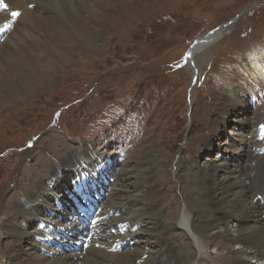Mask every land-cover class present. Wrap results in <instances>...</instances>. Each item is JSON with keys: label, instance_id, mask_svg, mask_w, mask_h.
<instances>
[{"label": "bare ground", "instance_id": "1", "mask_svg": "<svg viewBox=\"0 0 264 264\" xmlns=\"http://www.w3.org/2000/svg\"><path fill=\"white\" fill-rule=\"evenodd\" d=\"M101 1L2 0L7 8L0 6V24H11L8 14L11 10H20L21 14L5 31L7 35L0 42V115L49 82V76L42 77L36 68L39 58L46 57V62L53 66L66 64L68 54L60 46L67 42V38H72L79 45L94 46L95 39L90 37L87 24L93 23L98 27L101 23L102 18L97 12ZM28 4L34 7L28 9ZM230 29L221 27L213 35L202 37V40ZM16 42L17 46L13 47ZM209 46L210 43L201 40L194 45L187 55L188 65H192L195 58L206 52ZM20 48L27 51L26 55H21ZM259 48L250 51L249 57L244 60L249 77L255 78L257 83L264 78V51H259ZM17 61H21L23 66L16 65ZM10 75L14 78L10 79ZM248 95L249 92L237 83L230 82L209 107L210 124L215 128L224 126L229 114L245 110ZM262 120L264 114H257L254 121L241 119L239 131L226 140L228 143L225 141L214 145L212 141L218 135L216 131H212L210 136H202L205 150L217 149L226 155L225 159L221 157V160L212 161L206 167L183 165L188 170L181 171L182 174L175 179L176 186L184 180L180 186L181 196L168 200L161 198L159 189L162 188L156 187L155 182L166 183L172 178L173 169L176 174L181 168L164 150L154 148V157L150 152L135 151L139 159L132 162H135L133 175L125 169L130 165V160L121 158L119 161L117 157L115 166L119 167V171L112 178L110 164L101 169L95 165L109 159L113 161L114 158L99 154L88 146L72 148L60 139L50 138L48 147L59 159L58 165L51 163L48 168L43 160V157L47 159L46 155H42V158L39 156L42 159L40 165L43 166L38 167L35 162L31 164L37 173H31L30 165L24 167L22 176L24 179L30 178L5 198V205L8 203L12 211L6 218H11L14 211L16 215L8 224V220L2 221L0 226L4 233L7 229L5 238L9 241L3 251V261L4 254L7 261L2 263L264 264V154H259L264 144L257 140L255 132ZM248 127L254 128L249 136L246 131ZM81 171H85V178L80 180L74 177ZM109 177L113 179L109 180L110 184L99 186L105 191L99 206L102 214L107 211L113 214L97 230H104L109 224L116 227L119 223H125L127 231L123 234H103L102 231L88 248L83 249L78 243L80 238L69 235L82 227L76 206L82 200L86 205L95 198L83 194L75 200L74 191L78 189L80 181L87 183L91 178L102 184V180ZM70 195L73 206L68 199ZM54 200L57 201L56 205ZM184 201L191 211L187 210ZM176 207L179 210L174 213L172 208L175 210ZM133 227L136 229L132 230ZM113 229L116 231V228ZM58 231L63 235H59ZM10 235L15 236V243L9 239ZM55 235L68 244V251L61 245V248H56L50 243V237ZM122 243H127L129 248L133 246V252L129 253V248L122 247ZM95 244L98 246L95 247ZM113 245L118 247L116 252L110 251ZM211 248L215 250L214 257L209 256Z\"/></svg>", "mask_w": 264, "mask_h": 264}, {"label": "rangeland", "instance_id": "2", "mask_svg": "<svg viewBox=\"0 0 264 264\" xmlns=\"http://www.w3.org/2000/svg\"><path fill=\"white\" fill-rule=\"evenodd\" d=\"M256 2L263 3L252 7ZM99 7V26L87 24L94 46L67 38L60 46L68 54L66 64L53 66L46 57L39 58L36 68L42 77L49 76V82L0 115V226L16 215L13 208L12 217L6 218L12 211L5 198L30 178L24 179L23 169L34 162L42 167V155L50 159L43 157L48 168L51 163L58 165L59 159L48 147L50 138L72 148L88 146L114 158L112 178L119 171L115 159L120 151H125L123 159L130 160L125 169L133 175L132 162L139 159L134 152H150L154 157V148H160L181 169L176 174L173 169L174 177L166 183L155 182V186L162 188V199H179L184 180L176 186L175 179L188 170L183 165L206 167L226 157L217 149L205 150L202 136L216 131L212 143L223 144L239 131L241 119L254 121L257 114H264V78L258 83L250 78L244 61L255 49L264 51V0H102ZM239 14L232 28L210 43L192 65L182 63L183 54L195 40ZM19 51L27 53L22 48ZM16 65L23 63L17 61ZM230 82L260 100L252 105L247 99L245 110L232 112L224 126L215 128L209 122V107ZM253 129H246L248 136ZM29 169L36 172L32 166ZM176 208H172L174 213ZM230 231L233 234L231 227ZM6 234L7 229L4 233L2 228L0 264L7 261L5 254L3 261L9 242ZM9 239L16 241L14 235ZM132 247H128L129 253ZM209 251L214 257L215 250Z\"/></svg>", "mask_w": 264, "mask_h": 264}, {"label": "water", "instance_id": "3", "mask_svg": "<svg viewBox=\"0 0 264 264\" xmlns=\"http://www.w3.org/2000/svg\"><path fill=\"white\" fill-rule=\"evenodd\" d=\"M263 2H256V3H253V4H251V6L252 7H254L255 5L254 4H262ZM241 14H239V15H236L234 18H232L229 22H227V23H225L224 25H222V26H220V27H218L217 28V30L218 29H220L221 27L223 28V27H229V29L233 26V24L236 22V18H238L239 16H240ZM217 30H216V32H217ZM215 32V33H216ZM227 32H228V30H227ZM223 34H225V32L224 33H218L217 34V37H215V39L216 38H219V37H221ZM206 39H204V40H202V41H205ZM210 42V41H209ZM208 42V43H209ZM205 43H207V42H205Z\"/></svg>", "mask_w": 264, "mask_h": 264}, {"label": "snow or ice", "instance_id": "4", "mask_svg": "<svg viewBox=\"0 0 264 264\" xmlns=\"http://www.w3.org/2000/svg\"><path fill=\"white\" fill-rule=\"evenodd\" d=\"M0 6L4 7L5 9L7 8V5H3V4H2V0H0ZM11 15H12L13 17H16V16H19L20 13H18V12H12Z\"/></svg>", "mask_w": 264, "mask_h": 264}]
</instances>
